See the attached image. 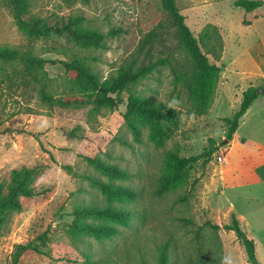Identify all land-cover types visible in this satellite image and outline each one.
Listing matches in <instances>:
<instances>
[{"label":"rangeland","instance_id":"374dc122","mask_svg":"<svg viewBox=\"0 0 264 264\" xmlns=\"http://www.w3.org/2000/svg\"><path fill=\"white\" fill-rule=\"evenodd\" d=\"M9 2L0 0V45L18 46L45 58L44 68L52 79L50 92L60 97L69 93L68 78L72 76L62 61L83 53L105 79L115 72L146 32L160 21H168L161 0H32L29 15H40L51 25L62 26L73 17L84 16L86 26L106 34L116 32L106 37L105 47L80 50L66 32L54 31L45 39H28L19 30ZM177 2L196 36L207 24H215L224 40L230 35L229 44L235 54L248 53L253 45L264 46V6L248 12L235 6V0ZM3 66L8 75L0 71V81L3 80L0 179L8 177L14 168H34L36 195L23 198V211L6 223L0 235V264H86L84 254L72 244L66 231L76 203L103 201V195L84 177L101 174L83 156L101 155L128 168L133 176L120 183L139 192L137 201L122 204L134 212L130 227L122 228L111 240L98 242L89 238V244L80 245L84 252L92 254L95 264H139L143 257L156 264L157 248L165 242L170 243V264H188L187 255H195L201 246L209 250L216 244L217 233L211 227L199 239L195 229L206 220L219 224L226 223L227 217L231 220L222 201L227 173L215 153L226 152L231 147L224 118L232 117L236 108L227 105L221 112L209 111L199 117L188 115L185 95L174 88L169 69L162 67L135 87L139 94L155 100L179 101L178 125L171 139L165 148H155L147 138V129L141 143L133 140L122 116L125 102L114 111L102 108L97 115L90 113L92 105L54 103L50 106L41 99L39 86L24 79L22 64ZM121 96L126 100L127 91ZM217 96L218 89L214 102ZM119 139L127 140L130 145L122 144ZM174 147L186 157L211 148L213 152L189 165V179L182 188L162 197L155 196L153 190L161 174L164 154ZM105 152L111 156L104 155ZM182 194L187 200H179ZM238 205L247 206L243 201ZM44 232L49 239L46 245H41L43 253L26 251L14 263L16 245L40 242L37 238ZM218 234L223 245L221 264H249L245 248L235 233L219 230ZM260 256L263 257L262 250Z\"/></svg>","mask_w":264,"mask_h":264},{"label":"trees","instance_id":"16d2710c","mask_svg":"<svg viewBox=\"0 0 264 264\" xmlns=\"http://www.w3.org/2000/svg\"><path fill=\"white\" fill-rule=\"evenodd\" d=\"M9 3L19 30L30 40L48 38L54 31L66 32L75 48L91 50L105 47L106 37L116 33L110 31L106 34L97 28L86 26L84 16H76L62 26H54L40 15H29L32 0H10ZM161 5L168 15L167 23L160 21L146 32L115 72L110 73L105 79H102L88 62L90 57L83 53L74 54L68 60L62 61L66 72L72 74L68 78L67 96L60 97L50 92L49 81L52 79L44 68L47 60L31 50H22L18 46L8 44L0 45V71L3 70V73L8 75L3 64H22L24 79L39 86L41 99L50 106L54 103L78 107L92 105L90 113L97 115L102 108L114 111L125 102L126 111L122 116L133 140L141 143L143 131L147 129V138L151 144L155 148H165L178 125L179 110L176 107L169 108V103L162 100L139 94L135 87L155 71L167 67L174 88L187 99L186 113L197 117L207 114L218 89L222 71L218 62L224 51V39L215 24H207L199 36H196L187 24L186 16L182 13L177 0H161ZM234 5L251 12L263 7L264 0H235ZM2 82L3 80L0 84ZM259 87L251 85L245 89L239 109L232 117L224 118L228 124L226 134L228 140L233 138L240 118L260 95ZM123 91L128 93L126 100L121 96ZM2 99L3 90L0 85V107ZM2 124L0 115V127ZM119 141L124 145H130L125 139ZM212 152L211 148L202 154L186 157L180 155L177 147L166 150L161 174L157 178L153 194L162 197L182 188L189 179V165L203 156H210ZM104 155L111 156L108 152ZM83 158L101 174V176L85 174L84 177L103 195V201L76 203L72 209L73 220L66 231L72 244L84 254V262L95 264L92 254L84 252L83 248H79L80 245L89 244V238L98 242L111 240L121 233L122 228L130 227L134 212L122 204L137 201L139 192L120 183L133 176L128 168L109 162L101 155ZM65 167L71 170V166ZM35 179L34 168L26 166L14 168L8 177L0 179V235L13 215L23 211L22 199L36 195ZM179 200L185 201L187 196L182 194ZM187 222L194 223L188 219ZM207 227H211L217 233L216 244L209 250L201 246L195 255H187L188 264L222 263L224 255L219 230L234 231L245 248L248 263L261 264L256 254L254 239L247 235L235 214L231 215L230 222L222 224L206 220L196 227V237L198 238ZM48 239L47 232H44L37 238L40 242L17 244L14 263H17L26 251L43 253L41 245H46ZM169 246V242L158 246L156 264H170ZM139 264L150 263L143 257Z\"/></svg>","mask_w":264,"mask_h":264},{"label":"crops","instance_id":"0c3cea01","mask_svg":"<svg viewBox=\"0 0 264 264\" xmlns=\"http://www.w3.org/2000/svg\"><path fill=\"white\" fill-rule=\"evenodd\" d=\"M230 40L227 35L222 61L218 62L222 67L218 96L210 111L221 112L227 105L238 110L245 89L264 85V46L261 44L262 49L261 45H253L248 53L235 54ZM230 144L228 159L222 164L227 173L223 182V208L228 216L235 214L247 235L254 239L258 260L264 264V94H260L240 118ZM241 201L247 206L239 207Z\"/></svg>","mask_w":264,"mask_h":264},{"label":"built area","instance_id":"2783aa9c","mask_svg":"<svg viewBox=\"0 0 264 264\" xmlns=\"http://www.w3.org/2000/svg\"><path fill=\"white\" fill-rule=\"evenodd\" d=\"M227 152L218 151L216 154L217 161H219L221 164H224L227 161Z\"/></svg>","mask_w":264,"mask_h":264},{"label":"clouds","instance_id":"9594fccd","mask_svg":"<svg viewBox=\"0 0 264 264\" xmlns=\"http://www.w3.org/2000/svg\"><path fill=\"white\" fill-rule=\"evenodd\" d=\"M178 103H179V101L173 99V101L168 104V107L169 108H174V107H176L178 105Z\"/></svg>","mask_w":264,"mask_h":264},{"label":"water","instance_id":"95a60500","mask_svg":"<svg viewBox=\"0 0 264 264\" xmlns=\"http://www.w3.org/2000/svg\"><path fill=\"white\" fill-rule=\"evenodd\" d=\"M258 92L264 94V85L259 87Z\"/></svg>","mask_w":264,"mask_h":264}]
</instances>
